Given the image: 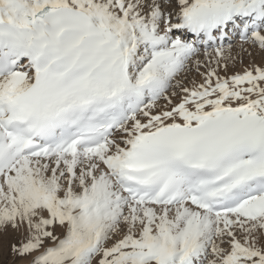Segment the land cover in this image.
Instances as JSON below:
<instances>
[{"label":"snow or ice","instance_id":"obj_1","mask_svg":"<svg viewBox=\"0 0 264 264\" xmlns=\"http://www.w3.org/2000/svg\"><path fill=\"white\" fill-rule=\"evenodd\" d=\"M0 258L264 264V0H0Z\"/></svg>","mask_w":264,"mask_h":264},{"label":"bare ground","instance_id":"obj_2","mask_svg":"<svg viewBox=\"0 0 264 264\" xmlns=\"http://www.w3.org/2000/svg\"><path fill=\"white\" fill-rule=\"evenodd\" d=\"M245 62H247V60H245Z\"/></svg>","mask_w":264,"mask_h":264},{"label":"rangeland","instance_id":"obj_3","mask_svg":"<svg viewBox=\"0 0 264 264\" xmlns=\"http://www.w3.org/2000/svg\"><path fill=\"white\" fill-rule=\"evenodd\" d=\"M0 259H2V258H0Z\"/></svg>","mask_w":264,"mask_h":264}]
</instances>
